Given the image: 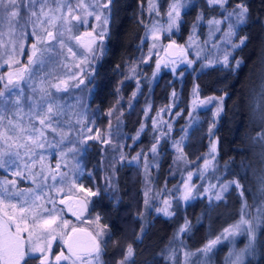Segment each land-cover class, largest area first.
Wrapping results in <instances>:
<instances>
[{
  "label": "trees",
  "instance_id": "16d2710c",
  "mask_svg": "<svg viewBox=\"0 0 264 264\" xmlns=\"http://www.w3.org/2000/svg\"><path fill=\"white\" fill-rule=\"evenodd\" d=\"M167 1L159 0L161 8ZM141 2L113 0L110 9L106 10L109 16L107 31L103 39L98 38L95 42L97 50L93 49V60L88 63L83 76L73 81L76 88L83 89L87 108L92 107V111L97 105L100 109H107L113 99H121L116 104L124 103L126 98L130 102L131 86L139 87L137 97L131 100L134 101L132 108L124 112L113 110L110 117L114 120V116L119 114L116 112H122L121 131L131 133L137 126H143L142 136L134 142L131 150L138 148L133 153L135 155L138 151L146 152L149 165L141 173L132 165L133 154L129 158L127 156L125 162H120L116 158V150L122 151V143L125 146L126 141L122 139L116 148L117 140L101 139L102 144L99 145L97 138H91L83 155L85 168L90 169L86 177L92 181L88 183L93 191L85 204L90 211L97 213L102 222L100 227L104 226L106 232L104 237V234L98 235L104 245L101 260L103 264H117L131 244L134 254L128 264H181L180 245L197 250L207 241L221 237L224 229L240 220L241 208L246 202L248 207L244 218L251 220L256 227V241L255 250L243 256L242 264H264V220L259 224L256 220L264 216V212L257 211L258 207H264L261 203L264 196L260 193V178L264 176V139L260 138L264 135V0H228L225 7L243 3L249 11L246 22L236 28L234 36L235 39H247L243 45L229 51L227 64L203 62L194 76L189 72L179 74V69L175 72L169 70L174 74L161 71L153 81L149 76V63L144 66L137 83L113 74L122 75L124 64L128 63V68L138 55L147 27L142 18ZM191 8L183 13L182 34L184 25L191 20ZM224 10L211 7L206 17L223 15ZM237 61H240L238 66ZM115 90H119L122 96L116 97V94L109 98ZM221 94L225 97L220 102L222 111L219 115H215L217 111L208 112L210 103L189 107L191 97ZM170 103L174 104L173 111L178 116L170 119L173 128L168 135L175 137L181 134L180 127H184L186 133L178 156L172 155L173 151L167 145L171 139L157 141L156 135L155 138L144 136L157 134V131H150L152 110L156 112ZM99 108L93 119L104 126L109 123V118H98ZM86 116L91 120V116ZM212 140L216 141L213 164L219 172L224 171L225 179L238 180L241 188L234 185L223 193L222 199L217 200L213 190L204 191L198 187L194 200L182 208L176 201L181 177L200 164ZM154 144L155 153L151 151ZM92 154L94 162L90 161ZM165 199L173 201L170 204L171 216L157 211L164 207ZM185 221L189 222V227L179 234ZM125 227L127 233L124 235ZM114 236L116 242H111ZM224 248L225 243L220 241L213 247L212 254L219 257ZM25 260L26 264H42L38 255L25 257ZM43 264L54 262L49 260Z\"/></svg>",
  "mask_w": 264,
  "mask_h": 264
},
{
  "label": "rangeland",
  "instance_id": "374dc122",
  "mask_svg": "<svg viewBox=\"0 0 264 264\" xmlns=\"http://www.w3.org/2000/svg\"><path fill=\"white\" fill-rule=\"evenodd\" d=\"M79 2L80 0H62V3L70 4L73 8V12L69 14L67 7L62 8L61 11H55L56 4L49 0L45 10L47 11L48 7H51L54 15L66 16V22L61 19L57 20L55 25H49L45 22L40 27H34L33 23L28 22V12L23 10L22 5L19 25L16 26L14 33H9L7 23L0 26V32L3 33L0 35V77H2L0 79V91L4 92V96L0 97V116L3 117L0 119V150L6 149L5 138L9 137L7 143L13 146L7 150L12 154V160L15 161V163L9 162L5 167L0 168V184L7 187L10 192L33 190L35 195L40 196V199L35 202L41 206L36 209L38 214L36 219L42 221L50 216L56 218V223L52 225L54 231H42L39 227L34 229L36 236L41 238L36 240L34 237L33 243L42 247L43 251H31L26 256L38 255L40 261L47 262L50 260L54 264H71V260L61 259L57 261V257L61 253L64 256L70 255L68 248L63 251L64 239L70 228L79 226L91 229L96 235L98 234L97 231H101L99 233L104 234L103 237L106 234L103 229L105 227H100V218L97 220L99 217L97 213L90 211L85 204L86 198L93 195L91 185L88 183L91 180L86 177L89 175L90 169L85 168L83 160V155L86 153L85 146L88 148L91 138L96 137H99L97 139L99 145L102 144V140H114V142L117 140L115 142L116 148L119 147L118 144L122 140H125V146L123 143L121 145L122 151L116 150V158L120 162H125V159L138 149L134 147L131 150L134 142L138 140L139 135L137 134H140L141 130V127L137 126L131 133L121 131L123 124L121 111L116 112L119 114L114 116V120L110 117L113 110L121 109L124 112L126 109L132 108L134 101L131 102V100L138 95V85L133 84L130 88L132 90L129 95L130 98H128L131 99L130 102H127L126 98L124 103L116 104L121 99H113L107 109H100L97 105L93 107V111L92 107L91 109L87 108L88 102L84 99L83 89L74 86L73 81L83 76L88 63L91 59L93 60V49L97 50L95 42L98 38L101 39V33H105L104 29H107L108 26L103 24V19L97 21L95 15H86L84 9L77 8ZM99 2L107 3V0H99ZM176 2L177 0H168L162 8L159 0H142L140 3L143 11V22L146 23L147 27L138 47V55L127 68V78L130 76L132 77L131 80L138 83V77L142 76L144 66L149 63H151L148 68L149 76L153 78V81L156 80L158 77L156 75H159L161 71L171 70L175 72L177 69L180 70L179 74L189 72L194 76L199 71L198 66L203 62L209 63V65L225 63V56H228L229 51L234 49L232 45L240 41V38L235 39V35L230 40L225 37L229 23L235 24V16L228 20H224V17L235 6L223 8L225 9L223 15L207 18L209 8L220 7L209 4L208 0H180L183 5L180 9V19L177 26L169 31L167 13L170 10V5ZM84 3L93 5L94 0H84ZM190 6H192V19L188 24L185 22L186 25L183 22L185 31L182 34L180 30L184 20L183 13L190 9ZM38 7L39 5H37ZM87 11L98 13V10L91 6ZM74 16H79L81 19H73ZM103 16L109 20L106 11L102 13ZM210 20H220L222 23L219 25L209 24ZM217 28L220 30L217 31ZM48 32H52L55 39H50L47 35ZM87 33L92 35L88 36ZM76 37H80V39L77 40ZM61 40H63V46L60 43ZM89 41H94L91 51L84 46ZM173 42L175 44L174 54H166V49ZM33 45L36 46L35 50ZM209 45L211 49L206 54L205 51L206 48L208 50ZM34 51L35 55H33ZM30 57L35 63H29ZM200 60L201 62H199ZM41 61H43V67L40 66ZM158 64L159 68H157ZM23 69H27V71H21ZM124 72L125 69L121 71L122 75L117 72H114L113 75L124 78ZM10 75L18 86L9 85L8 88H5ZM18 77H22V79H18ZM121 82L123 83L124 79ZM120 88V91H123L122 87ZM120 91H113L109 98L116 94V97L122 96ZM205 97L200 98L198 95L191 97L189 107L210 103L208 112H216L218 108H221L219 98L223 97L224 99L225 94ZM212 97L215 99L209 102V98ZM49 105L53 109L51 114L48 113ZM104 105L105 102L102 106ZM98 108V118H109V123L104 126H100L99 122H95L93 119L97 115L95 111ZM173 108L174 104L170 103L157 110V113L152 110L151 121H149L150 131H157V134L150 133L144 136L148 135L146 137L155 138L156 135L157 141L164 138L171 139L167 145L172 149V155L178 156L181 153L182 143L177 146L176 142L180 141L186 133L185 128L180 127L178 130H181V134L178 133L175 137L168 135L173 128L170 119L178 116ZM86 114L91 116V120L87 118ZM46 115L51 118L42 125L40 120ZM10 121L11 123H9ZM33 140L42 144L43 147H37L32 142ZM215 142L212 140V145L216 146ZM16 145H23V147H16ZM212 145L204 154L200 164L181 177L176 201L182 208L187 207L194 200L198 187H202L204 191L205 189L213 190L215 192L214 197H216L217 193L221 192V185L232 181V179H225L224 171L219 172L213 164L216 151L210 153ZM69 149H74V151H69ZM16 153H19L18 157ZM133 155L137 159H132V165L142 173L145 167L149 165L146 152L138 151L136 155ZM90 161L94 162V154L91 155ZM205 161H210L207 167H205ZM58 164L60 165L59 168H57ZM15 173H20V175ZM190 173L191 177L189 178ZM141 176L144 177L143 174ZM8 181L15 183L14 185L7 184ZM186 185L192 193L188 200L183 198ZM232 186L234 185L228 188ZM33 199L34 196L31 192L27 196H13L6 199L3 204H0V219L5 218V212L11 215L14 211L5 205L17 204L15 211L18 216L20 206L33 207ZM25 200L27 202L22 205L21 202ZM165 200L169 201L170 204L173 202L171 199ZM169 211L171 212V207H169ZM26 223L32 229L34 219L31 213L28 214ZM14 230L15 228H13ZM126 233L127 228L125 227L124 235ZM22 235L25 238V248L27 249L30 247L27 242L28 233L24 232ZM97 237L99 238L98 235ZM100 241L102 240L100 239ZM209 241L197 250L203 249ZM248 242L249 236L246 232L230 236L227 239L221 236V243H225V248L219 257L212 254V251L205 255L202 251L195 250L196 248L187 249L184 245H180L181 264H230V261L235 260V256L232 254L242 250ZM56 246H58L57 249ZM185 253H192V255L186 257Z\"/></svg>",
  "mask_w": 264,
  "mask_h": 264
},
{
  "label": "snow or ice",
  "instance_id": "6c2138e0",
  "mask_svg": "<svg viewBox=\"0 0 264 264\" xmlns=\"http://www.w3.org/2000/svg\"><path fill=\"white\" fill-rule=\"evenodd\" d=\"M53 3L56 4L55 11H61L62 8L67 7V11L69 14L73 12V8L70 4L62 3V0H52ZM113 0H107V3H100L99 0H94L93 5H88L84 3V0H80V2L77 4V8L84 9L86 11V15H95V19L97 21H100L103 19V24L107 25L108 18L106 16L102 17V13L106 10L110 9V5L112 4ZM209 4H215L219 5L221 8H225L226 4L228 3V0H208ZM49 4V0H0V26H2L4 23H7L9 33L12 34L16 30V26L19 25V18L21 13V8L23 5V10L28 12V22L33 23L34 27H40L45 22L49 25H55L57 20L63 19L65 22L67 21L66 16H56L53 14V9L51 7H48L47 11L45 10L46 6ZM37 5L39 7L37 8ZM94 7L98 10L97 12H91L87 11L89 7ZM183 7V5L180 3V0H177L176 3H173L170 5V10L167 13L169 18V25L168 30L171 31V29L175 26H177L178 21L180 19V9ZM248 8L245 4H237L233 8L232 11L228 12V15L224 17V20H228L230 17L235 16V24L229 23L228 25V31L225 33V37L230 40L232 36L236 34V26L244 24L246 22V17L248 14ZM73 19L80 20L81 18L79 16H74ZM199 19V18H198ZM209 24H216L219 25L222 23L220 20H210L208 22ZM22 27V26H21ZM220 29L217 28V31ZM107 29H104V32H106ZM155 31V29H154ZM35 34V33H33ZM103 32L101 33V39H103ZM0 35H3L2 32H0ZM48 37L50 39H55L52 32L47 33ZM86 35L91 36V33H87ZM77 40L80 39V37H76ZM247 38L243 37L240 39L239 44H233L232 47L236 48L240 45H243L245 43V40ZM94 41H89L84 46L91 51L92 50V43ZM61 45L63 46V40L60 41ZM174 43V42H173ZM169 47H172V45H169ZM34 50L36 49V46L33 45ZM69 52H71V49H69ZM35 55V51L33 53ZM224 62L227 64L228 57L225 56ZM29 63H35L34 60L30 57ZM240 61H237V66L239 65ZM40 66L43 67V61L40 62ZM157 68H159V64L157 65ZM21 71H27V69H23ZM2 79V77H0ZM18 79H22V77H18ZM82 82V81H81ZM9 85L12 86H18L14 83L11 75L9 76L8 84L5 85V88H8ZM4 96V92L0 91V97ZM212 99H215V97L209 98V102H211ZM221 103L223 101V97L219 98ZM222 111V108L217 110V113L215 115H219V112ZM53 112L52 106L49 105L48 107V113L51 114ZM50 116L46 115L43 119L40 120V123L43 125L46 123V121L50 120ZM0 119H3L2 116H0ZM264 119V117H262ZM11 123V121L9 122ZM170 127V126H169ZM55 131V129H53ZM143 131V126L141 127V130ZM40 135H43V133H40ZM139 135V133L137 134ZM97 139L99 137H96ZM261 139H264V135L260 136ZM10 139L9 137L5 138V144L6 149L0 150V168H3L8 164L9 162L15 163L14 160H12V154L7 150L10 149L13 145L8 144L7 141ZM29 139H32V137H29ZM184 137L181 138L180 141H177V146L183 142ZM37 145V147H43L42 144H39L36 140L32 141ZM107 143V141H105ZM16 147H23V145H16ZM69 151H74V149H69ZM151 151L155 153L156 151V145L154 144L152 146ZM182 151V150H181ZM216 151V146L213 144L210 153H214ZM16 156H19V153H16ZM7 157V159H5ZM133 159H137V157H134ZM210 164V161H205V167H207ZM59 164L57 165V168H59ZM16 175H20V173H15ZM191 177V173L189 174V178ZM55 178V177H53ZM7 184L14 185V181H8ZM231 185H235L237 188H241V185L238 180H232L228 182V184L221 185V192L217 193L216 199L220 200L222 199L223 192L227 191L228 187ZM186 187V191L184 193V199L188 200L192 193L191 189ZM207 191V189H205ZM33 193L34 199H33V207L31 208H25L23 206H20L18 211L19 215L16 214L17 204H7L6 207H10L14 211L11 215H9L7 212L4 213V219H0V264H26L25 257L28 255L31 251H43V248L40 247L38 244L33 243V238L35 237L36 240H39L41 237L36 236V233L34 231L35 228L39 227L42 229V231H54L52 229V225L56 223V218L50 216L48 219H44L42 221H38L36 219L37 217V211L36 209L40 208L41 206L36 204L35 202L40 199V196L35 195L33 190H28V192H10L7 187H5L3 184H0V204H3L6 199H10L13 196L20 197V196H27L28 193ZM260 193L262 196H264V176L260 178ZM241 196H243V191H241ZM27 201H22L21 204L23 205ZM147 203V201H145ZM262 205H264V200H262ZM164 207L157 209L159 212H163L165 215L171 216L173 215L172 212L169 211L170 203L169 201H164ZM248 207L247 203L245 202L244 205H242L241 208V218L240 220L230 226L229 228L224 229V233L222 234L224 239L229 238L230 236H235L241 232H246L249 236V243L245 246L244 249L240 250L239 252H235L232 255L235 256V260L230 261V264H242L243 262V256L245 254H249L252 251H254V244L256 241V227L253 225L252 221L249 219H245V209ZM258 212H264V207H258ZM31 213L34 219V224L32 226V229L29 228V226L26 223L28 214ZM97 220H99V217H97ZM257 224L260 223L261 220H264V216H259L256 218ZM67 222L65 221V224ZM23 225V226H22ZM189 222L185 221V224L183 227H181L180 231L184 232L188 229ZM13 228L15 230L13 231ZM73 231H76L73 229ZM143 231V230H142ZM27 232V242L30 245L29 248H25V238L22 235V233ZM90 235V242L87 244H76L73 245L72 243L68 244V251L70 253L69 256H64L63 253H61L60 256L57 257V261H60L61 259L68 261L71 260V264H103V261L101 260L102 255V247L100 241L97 240L96 236ZM97 235H100L98 233ZM53 239L55 237H52ZM221 241V237H217L215 240L209 241L208 244L204 246L203 249H198L197 251H202L205 255L210 253L213 249V247L218 244ZM50 247V244H49ZM134 254V250L131 244L127 246L126 254L124 255L123 259L117 261V264H128V260L130 257H132ZM192 255V253H185V256ZM43 264V262H42Z\"/></svg>",
  "mask_w": 264,
  "mask_h": 264
},
{
  "label": "water",
  "instance_id": "95a60500",
  "mask_svg": "<svg viewBox=\"0 0 264 264\" xmlns=\"http://www.w3.org/2000/svg\"><path fill=\"white\" fill-rule=\"evenodd\" d=\"M174 49H175V44H172V47L167 48V54L169 55H173L174 54ZM73 229H75L76 231H73ZM70 230V232L67 234L66 236V243L68 241H70L71 239H74L76 241H81V242H86L90 240V235H92V233L85 228H73Z\"/></svg>",
  "mask_w": 264,
  "mask_h": 264
},
{
  "label": "bare ground",
  "instance_id": "6f19581e",
  "mask_svg": "<svg viewBox=\"0 0 264 264\" xmlns=\"http://www.w3.org/2000/svg\"><path fill=\"white\" fill-rule=\"evenodd\" d=\"M191 19H192V15H191ZM189 23H190V21H189ZM210 45H211V44H210ZM210 45H209V48H208V50H207L208 52H209L210 49H211V46H210ZM206 49H207V48H206ZM166 54H167V49H166ZM206 54H207V52H206ZM199 62H201V60H200ZM126 66H127V64L125 63L124 66H123L122 68H124L125 70H128V69L126 68ZM121 70L123 71V69H121ZM123 75H124L125 78H127V77H126V72H124ZM131 78H132V77L129 76V77L127 78V80H128V81H131ZM131 88H132V86H131ZM161 93H162V92H161ZM144 100H146L145 97H144ZM102 104H103V103H102ZM140 133H141V131H140ZM141 136H142V133H141ZM71 229H72V228H70V230H71ZM70 230H69V231H70ZM90 232H91V231H90ZM91 233H92V232H91ZM92 235H93V236H96V238H98L97 235L95 234V232L92 233ZM89 241H90V240H89ZM78 242H81V241H78ZM86 242H87V241H86ZM111 242H116V238H115V236L111 238ZM81 243H85V242H81ZM124 243H125V242H124ZM123 248H124V247H123Z\"/></svg>",
  "mask_w": 264,
  "mask_h": 264
},
{
  "label": "flooded vegetation",
  "instance_id": "af4514ba",
  "mask_svg": "<svg viewBox=\"0 0 264 264\" xmlns=\"http://www.w3.org/2000/svg\"><path fill=\"white\" fill-rule=\"evenodd\" d=\"M141 137V133L139 134V137H138V139ZM77 227H79V226H74V227H72V228H77ZM83 228H85V227H83ZM85 229H88L89 231H91V229H89V228H85ZM92 233H94L93 231H91ZM97 240L98 241H100V239L99 238H97ZM90 241H87V242H85V243H81V242H78V241H76V240H74V239H71L70 241H68L67 243L65 242V240H64V248H63V251L66 249V248H68V244L69 243H72L73 245H76V244H87V243H89ZM100 243H101V241H100ZM105 243V242H104ZM101 247H102V249H104V245H103V243H101ZM103 252V251H102Z\"/></svg>",
  "mask_w": 264,
  "mask_h": 264
}]
</instances>
